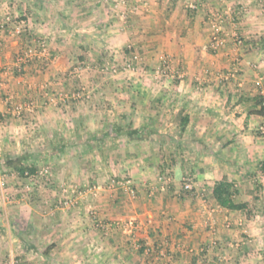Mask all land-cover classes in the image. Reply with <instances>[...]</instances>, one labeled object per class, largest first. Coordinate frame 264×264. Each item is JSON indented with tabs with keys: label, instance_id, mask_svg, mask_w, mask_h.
<instances>
[{
	"label": "crops",
	"instance_id": "1",
	"mask_svg": "<svg viewBox=\"0 0 264 264\" xmlns=\"http://www.w3.org/2000/svg\"><path fill=\"white\" fill-rule=\"evenodd\" d=\"M137 1L148 6L134 11ZM127 5L0 0V26H6L0 29V116L6 126L0 144L14 137L15 146L47 145L54 188L74 179L100 189L92 204L70 213L58 209L59 221L23 207L37 218L27 224L39 234L50 231L37 238L57 243L72 264H151L163 250V264H264V116L257 104L264 99V0ZM8 14L29 21L21 36L9 33ZM27 32L48 41L51 58L15 77V56L30 42ZM131 43L143 67L117 75L101 70L128 61ZM82 88L87 97L64 107L52 102ZM17 108L23 117L15 115ZM183 119L188 123L182 127ZM166 170L172 171L170 184L149 194L148 185ZM224 177L248 210L217 204L213 188ZM112 178L132 180L137 196L122 187L101 189ZM188 179L192 192L183 190ZM258 208L261 215H247ZM93 210L116 225L110 234L93 227ZM134 223L135 233L128 229ZM52 225L58 232L49 230ZM6 240L12 253L14 239L9 234ZM142 246L148 248L143 254Z\"/></svg>",
	"mask_w": 264,
	"mask_h": 264
},
{
	"label": "rangeland",
	"instance_id": "2",
	"mask_svg": "<svg viewBox=\"0 0 264 264\" xmlns=\"http://www.w3.org/2000/svg\"><path fill=\"white\" fill-rule=\"evenodd\" d=\"M194 5V4H192ZM17 19H25L24 17H18ZM27 20V19H26ZM30 43L33 41L29 38H27ZM34 39H38L37 37H34ZM132 46V48H128L127 50L129 53H127L125 56L128 57V60L131 58V55L134 53L139 56V60H135V62L131 63V65L128 67L126 63L128 61L123 58L122 62H119V72H117L114 75L129 72V71H136L137 69L143 67V57L136 49V45L133 43L129 44ZM131 51V52H130ZM165 59V58H164ZM168 61L171 59L167 57ZM164 63V62H163ZM163 68H166V66L162 65ZM168 69V68H167ZM109 74H111V71H108ZM113 74V73H112ZM77 75V74H75ZM83 89V88H82ZM80 89V91L82 90ZM76 92H74L75 94ZM73 94V93H72ZM68 95V94H67ZM72 99L69 100L71 102ZM16 117V116H15ZM1 122V121H0ZM2 120L1 124L2 126H5V123ZM4 128L2 127L1 130L3 131ZM1 134V140L4 141V135L3 132L0 131ZM176 135L177 133H174ZM0 140V141H1ZM15 139L12 137L8 140L7 144L3 145L0 144V264H9L11 257L13 258L14 264H72L71 262H67L62 258V255L66 253L61 247V250H58L57 243H51L49 240L50 238L40 240V238H37V235L40 237L45 236V234H49L50 231L45 230V232H40V234L37 232L36 228H33L34 222L37 220L36 215H29L26 216L24 212L21 211V209L26 206H30L33 208L34 211H38L39 213L42 212L45 215V220L49 222L53 221H59L58 215H61V212L58 211V209L64 210L65 213H70L72 211H75L79 208H81L85 204H92V202L95 199H98L99 194V186L94 188L91 185H84L78 184L77 181L74 179H71L68 184H65V186H59L54 188V182H53V175H51L50 180H37L36 183H33V181H30L26 176H20L18 172H16L13 169H3L2 167L5 166V160L7 158L13 157L15 155H20L24 159V164L28 167H31V165H34L37 170H41L43 168H51L53 165L52 163H47L46 158H40V153L45 151L47 147L46 146H40V144H31L28 143L26 145H20L15 146ZM46 159V160H44ZM169 169H171L169 167ZM168 170V169H167ZM163 173V175L168 176L169 173L172 174V171H167ZM52 173V172H51ZM115 179L112 178L111 181ZM123 179V178H122ZM132 181V180H131ZM187 181V180H186ZM185 181V182H186ZM133 182V181H132ZM171 181H169L170 184ZM184 182V184H185ZM159 178L158 182L156 184L148 185L147 190H149V194L155 193L160 186L168 185L167 183H161L159 184ZM163 184V185H162ZM110 184L104 185V187H101V189L114 191L115 189H112ZM136 187V186H135ZM90 188H94L95 195L91 196V194H88L91 190ZM65 190H68L66 193ZM146 190V189H145ZM125 191L128 192V189H125ZM137 188H135V191L133 193L137 196ZM71 193V194H70ZM70 194V196H69ZM98 194V195H97ZM69 196L75 200L74 205H65L63 203V200L66 199V196ZM58 211V212H57ZM261 208H258L255 212L250 213L249 217L255 218L256 215H259L261 213ZM22 213V214H21ZM37 213V214H39ZM68 215H66V219L68 218ZM261 215V214H260ZM88 218L90 220L93 219V227L98 230H102L105 232H108L110 234V230H114L115 226L111 225L110 222H105L104 219L101 218L99 215V212L96 210H93V212H90L88 215ZM33 221V224L29 226L27 222ZM12 222H15L17 225H20L22 228V231L27 234L24 235V240L20 239L19 236L15 235L12 229ZM47 223V222H46ZM63 219L60 222V225L63 227ZM32 226V227H31ZM35 226V225H34ZM127 226V225H126ZM49 230H53L56 228V232H58L57 226L53 227V225L48 227ZM128 228V226H127ZM129 230L133 229V233H135V230L137 231V228H135V223L132 225H129ZM153 230L152 228H148ZM157 236H160L161 238L162 233L158 232L157 229L155 230ZM159 231V230H158ZM132 233V234H133ZM9 234L14 239L13 246L14 250L12 253H7L8 249L6 248L7 244L5 241L7 236ZM158 238V237H157ZM39 239V240H38ZM4 248V250H3ZM147 251V250H146ZM3 252V253H2ZM53 253H57L52 255ZM63 254H60V253ZM165 250L161 251L159 253L158 259L155 261H152L151 264L154 263H160L159 258H163ZM12 254V255H11ZM39 255V256H38ZM147 256L149 254L146 253ZM151 255V254H150ZM43 256L40 259H37V257ZM149 260V259H148ZM162 263V262H161ZM160 263V264H161ZM163 264V263H162Z\"/></svg>",
	"mask_w": 264,
	"mask_h": 264
},
{
	"label": "built area",
	"instance_id": "3",
	"mask_svg": "<svg viewBox=\"0 0 264 264\" xmlns=\"http://www.w3.org/2000/svg\"><path fill=\"white\" fill-rule=\"evenodd\" d=\"M129 0H123L124 4L127 5ZM131 4H128L127 6H130ZM139 5L147 7L148 5L143 2V1H137L133 6H131L132 9H137L139 7ZM190 8L195 10L197 9V5H190ZM5 20L7 23H10L13 25L12 29L10 30V34L14 35V36H21L23 34V32L25 31V29H27V26L29 27V21H27L26 19H12V17L8 14L5 17ZM0 29L6 28V26L4 24H2L0 26ZM35 42V46L33 45H26L25 48L23 49V51L19 52L16 56L15 59V68H19L22 64H27L29 62H31V60L33 59H41V60H49L51 58V51L49 49V44L48 41L44 38H38V39H33ZM215 46L219 45V40L216 39L214 42ZM129 48H132V46H130ZM135 60H139V56L136 55L135 53L132 55V58L128 60V62L126 63V65L129 67L131 65V63L135 62ZM119 67L120 65L118 63H106L105 65H103L101 67V70L104 72H108L111 71L113 74H116L117 72H119ZM89 95V92H87V90L83 89L80 92L77 93H73L70 95H67L65 93H61L58 97H55V99L52 102H56L58 104L63 103L65 105H67V103H69V100L72 99H78L80 97H87ZM263 105H264V101H263ZM31 109V107H28ZM29 109V110H30ZM33 110V109H31ZM17 117H20V115H22V109H18L16 111L15 114ZM4 128V126H2L1 122H0V130L1 128ZM2 132V131H1ZM51 170L49 168H43V169H39L37 171L36 174L34 175H29L28 173H26V177L30 180L33 181V183H36L37 180H50L51 178ZM170 181V173L168 174V176H165L163 174H161L159 176V184L161 183H169ZM112 187V189H117V188H125L128 189L129 193H133L135 191V185L133 184V182L129 179H113L111 181V183H109ZM195 189V185L194 182L191 179H188L184 186H183V190L186 192H191ZM65 192L67 193L68 190H65ZM66 196V195H65ZM70 196V195H69ZM69 196H66V199L63 200V203L65 205H74L75 204V200ZM212 245H216V242H213Z\"/></svg>",
	"mask_w": 264,
	"mask_h": 264
},
{
	"label": "trees",
	"instance_id": "4",
	"mask_svg": "<svg viewBox=\"0 0 264 264\" xmlns=\"http://www.w3.org/2000/svg\"><path fill=\"white\" fill-rule=\"evenodd\" d=\"M26 34H27V37L29 39H31V40L34 39V37L30 33L27 32ZM127 52L129 53L128 50H127ZM16 56H15V59H16ZM37 61H42V60L41 59H39V60L33 59V60H31V62H29L27 64H22L20 66V69L14 68V71H13L14 76L15 77L23 76V74L25 73V67L30 66ZM45 68H47V67H45ZM263 101H264V99L262 98V96H259V98L257 100V104L260 107V110L258 111V114L260 116H264ZM61 106L64 107L65 105H63V103H61ZM23 116H24L23 114L20 115V117H23ZM2 120H3V117L0 116V121L2 122ZM181 122H182L181 123L182 127L186 126V124L188 123V121H185L184 119ZM47 152H48V149L41 152L39 157L40 158H46V156L48 155V154H46ZM2 168L3 169H6V168L13 169L16 172H18V174L20 176H26V173H28L29 175H34L38 171L34 165H31V167L26 166L24 164V159L20 155H15L13 157L7 158L5 160V166H3ZM260 170L264 176V162L261 163ZM238 195H239V190L235 187V185L232 182H230L228 180L227 177H224L222 180L216 182L214 185L213 197H214V199L218 205H220L221 207L228 209V210H236V211L248 210L247 204L237 201ZM249 214H250V211L248 212L247 215L249 216ZM12 229H13V232L15 235L19 236L20 239L24 240V235L27 233L24 234V232L22 231V227L20 225H17L15 222H12ZM145 250H148V248L146 249L145 246H142L140 249V253L143 254ZM147 254H150V252L148 251Z\"/></svg>",
	"mask_w": 264,
	"mask_h": 264
}]
</instances>
